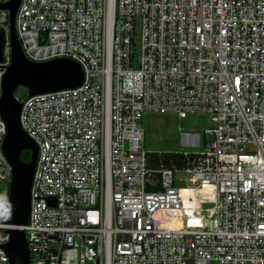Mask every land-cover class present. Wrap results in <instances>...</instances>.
Returning a JSON list of instances; mask_svg holds the SVG:
<instances>
[{
    "label": "built area",
    "instance_id": "obj_1",
    "mask_svg": "<svg viewBox=\"0 0 264 264\" xmlns=\"http://www.w3.org/2000/svg\"><path fill=\"white\" fill-rule=\"evenodd\" d=\"M15 24L28 60L75 61L84 82L15 95L38 158L28 224L0 223V264L15 230L31 264H264V0H21ZM0 30L1 101L8 10ZM147 114L207 117L213 140L154 168ZM7 135L0 107V215Z\"/></svg>",
    "mask_w": 264,
    "mask_h": 264
},
{
    "label": "water",
    "instance_id": "obj_2",
    "mask_svg": "<svg viewBox=\"0 0 264 264\" xmlns=\"http://www.w3.org/2000/svg\"><path fill=\"white\" fill-rule=\"evenodd\" d=\"M21 0L0 4V9L11 15V42L13 63L2 81L3 95L0 101L1 114L8 128L5 153L14 168L11 194L0 215V223L23 226L28 224L31 212V193L36 170L38 147L24 132L20 122L22 104L16 99V91L24 87L29 96H37L75 89L82 86V67L69 59H57L44 63L28 60L16 33V15ZM3 52L0 50V62ZM25 151L32 152L31 161L24 162ZM52 201V199H51ZM11 241L6 246L10 264H31V255L25 232L10 231Z\"/></svg>",
    "mask_w": 264,
    "mask_h": 264
},
{
    "label": "rangeland",
    "instance_id": "obj_3",
    "mask_svg": "<svg viewBox=\"0 0 264 264\" xmlns=\"http://www.w3.org/2000/svg\"><path fill=\"white\" fill-rule=\"evenodd\" d=\"M2 0H0L1 2ZM29 91L20 87L16 96L25 99ZM146 133L145 148L151 154L181 155L185 152L199 153L205 149L207 142L213 137L206 135L205 131L211 127L210 119L196 115H190L187 119H179L177 116L168 114H147L143 121ZM182 133H190L201 137L200 147H188L183 144ZM189 175L183 172L176 174V186L186 187L189 185ZM8 190L6 183L0 182V198ZM5 202L0 200V209L4 208Z\"/></svg>",
    "mask_w": 264,
    "mask_h": 264
},
{
    "label": "trees",
    "instance_id": "obj_4",
    "mask_svg": "<svg viewBox=\"0 0 264 264\" xmlns=\"http://www.w3.org/2000/svg\"><path fill=\"white\" fill-rule=\"evenodd\" d=\"M5 44V33L0 30V49L4 47ZM23 161L29 162L31 160V154L28 153L27 156H22ZM151 166L156 168L159 167L161 164L166 165L167 167L177 166L178 168H183L187 165V160L180 155H152L151 156Z\"/></svg>",
    "mask_w": 264,
    "mask_h": 264
},
{
    "label": "flooded vegetation",
    "instance_id": "obj_5",
    "mask_svg": "<svg viewBox=\"0 0 264 264\" xmlns=\"http://www.w3.org/2000/svg\"><path fill=\"white\" fill-rule=\"evenodd\" d=\"M28 153H30L31 156H32V152H30V151H25V152L23 153V155H26V156H27ZM23 155H22V156H23ZM22 160H23V159H22ZM30 161H31V160H30ZM30 161H29V162H30ZM24 162H27V161H24Z\"/></svg>",
    "mask_w": 264,
    "mask_h": 264
}]
</instances>
